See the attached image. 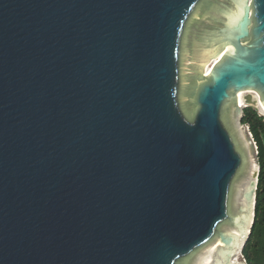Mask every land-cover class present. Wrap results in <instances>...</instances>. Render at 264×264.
Segmentation results:
<instances>
[{"label":"water","instance_id":"95a60500","mask_svg":"<svg viewBox=\"0 0 264 264\" xmlns=\"http://www.w3.org/2000/svg\"><path fill=\"white\" fill-rule=\"evenodd\" d=\"M244 105L264 0H0V264H247Z\"/></svg>","mask_w":264,"mask_h":264},{"label":"trees","instance_id":"16d2710c","mask_svg":"<svg viewBox=\"0 0 264 264\" xmlns=\"http://www.w3.org/2000/svg\"><path fill=\"white\" fill-rule=\"evenodd\" d=\"M241 123L248 126L257 147V189L254 220L241 253L247 264H264V116L248 105L243 108Z\"/></svg>","mask_w":264,"mask_h":264},{"label":"rangeland","instance_id":"374dc122","mask_svg":"<svg viewBox=\"0 0 264 264\" xmlns=\"http://www.w3.org/2000/svg\"><path fill=\"white\" fill-rule=\"evenodd\" d=\"M245 106H248V105H244V107H245ZM257 112H258V114L263 115V113H262L260 110H257ZM263 116H264V115H263ZM239 121H240V118H239ZM240 123H241V122H240ZM243 125H244V127H245V130H246L248 136L250 137V139H251V141H252L253 148H254V153H255V158H256L257 147H256V144H255V141L253 140L252 134L250 133L248 126L245 125V124H243ZM256 163H257V158H256ZM257 166H258V163H257ZM257 171H258V169H257ZM240 256H241V258H242V260H243V255H242L241 252H240Z\"/></svg>","mask_w":264,"mask_h":264},{"label":"bare ground","instance_id":"6f19581e","mask_svg":"<svg viewBox=\"0 0 264 264\" xmlns=\"http://www.w3.org/2000/svg\"><path fill=\"white\" fill-rule=\"evenodd\" d=\"M262 113H263V115H264V111H261ZM257 169H258V166H257V163H256V173H257ZM255 181H256V176H255ZM252 208H253V203H252V205H251V219H250V224L252 223V221H253V210H252ZM250 224H249V227H250ZM249 227H248V230H247V232L249 231ZM243 242H244V239H243V241H242V243H241V246L243 245ZM241 246H240V248H239V255H240V249H241ZM244 262V261H243ZM245 263V262H244Z\"/></svg>","mask_w":264,"mask_h":264}]
</instances>
